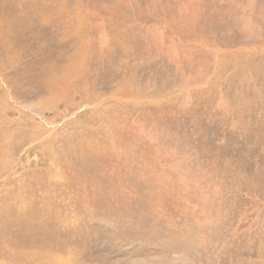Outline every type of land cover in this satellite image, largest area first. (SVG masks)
<instances>
[{"label": "rangeland", "instance_id": "374dc122", "mask_svg": "<svg viewBox=\"0 0 264 264\" xmlns=\"http://www.w3.org/2000/svg\"><path fill=\"white\" fill-rule=\"evenodd\" d=\"M0 264H264V0H0Z\"/></svg>", "mask_w": 264, "mask_h": 264}]
</instances>
